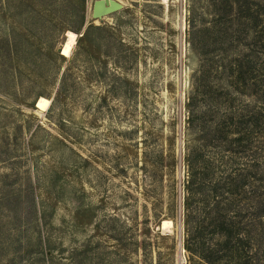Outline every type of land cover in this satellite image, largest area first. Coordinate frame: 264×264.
I'll list each match as a JSON object with an SVG mask.
<instances>
[{"label": "rangeland", "instance_id": "obj_1", "mask_svg": "<svg viewBox=\"0 0 264 264\" xmlns=\"http://www.w3.org/2000/svg\"><path fill=\"white\" fill-rule=\"evenodd\" d=\"M93 1L0 0V264H263L264 49L233 84L228 35L264 44V0ZM221 213L246 240L209 262Z\"/></svg>", "mask_w": 264, "mask_h": 264}, {"label": "trees", "instance_id": "obj_2", "mask_svg": "<svg viewBox=\"0 0 264 264\" xmlns=\"http://www.w3.org/2000/svg\"><path fill=\"white\" fill-rule=\"evenodd\" d=\"M248 0H226V7L228 8V19L231 20H250L253 18V14H249L250 8L248 5ZM254 19V18H253ZM231 42V47L234 49H242L236 52L235 56L230 58L228 60L230 73L231 75H235L234 83L238 84L243 83V86H246V88H249L248 81L252 82L256 76H254V73L256 72V65H257V54H260L257 50V48H263L264 44L262 43L261 37L252 38L250 40H247L248 37L245 34H235V35H228ZM263 37V36H262ZM264 38V37H263ZM264 42V41H263ZM263 116V115H262ZM264 117V116H263ZM251 117L248 114L240 115L237 118V124L241 126L244 125V123H250ZM233 119L229 117L227 120L224 121L223 124L226 126L227 124H232ZM264 149V144H263ZM227 183L224 184V193L226 196L229 194L232 195H238V187L235 188V190H231V183L233 182V178L229 177L226 181ZM261 189L264 190V186L261 187ZM262 201V208L260 212V216L264 217V193L260 194ZM218 222L216 225V232L220 234L223 237V242L219 244L218 246H214L212 248H209L205 245V243L201 246V253H203V258L206 261L214 262L217 261V255H219L220 252L222 253H234V252H242L243 251V241L246 239H242L239 235V228H237L235 225H233V222L231 218L227 217L225 214H222L218 216ZM264 236V235H263ZM214 248V249H213ZM205 253V254H204ZM263 258L262 262L264 264V248L262 250ZM226 255V254H225Z\"/></svg>", "mask_w": 264, "mask_h": 264}, {"label": "bare ground", "instance_id": "obj_3", "mask_svg": "<svg viewBox=\"0 0 264 264\" xmlns=\"http://www.w3.org/2000/svg\"><path fill=\"white\" fill-rule=\"evenodd\" d=\"M71 34V35H69ZM78 35L72 31H67L65 34V39L60 47V55L63 57H70L74 46L77 43ZM49 101L45 98H39L37 102V108L44 111L48 105ZM50 104V103H49ZM172 227V223L170 221L162 222V229H168Z\"/></svg>", "mask_w": 264, "mask_h": 264}, {"label": "water", "instance_id": "obj_4", "mask_svg": "<svg viewBox=\"0 0 264 264\" xmlns=\"http://www.w3.org/2000/svg\"><path fill=\"white\" fill-rule=\"evenodd\" d=\"M122 9L123 5L115 0H94L91 8V18L100 20Z\"/></svg>", "mask_w": 264, "mask_h": 264}, {"label": "snow or ice", "instance_id": "obj_5", "mask_svg": "<svg viewBox=\"0 0 264 264\" xmlns=\"http://www.w3.org/2000/svg\"><path fill=\"white\" fill-rule=\"evenodd\" d=\"M69 35H71V34H69Z\"/></svg>", "mask_w": 264, "mask_h": 264}]
</instances>
